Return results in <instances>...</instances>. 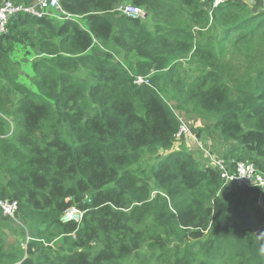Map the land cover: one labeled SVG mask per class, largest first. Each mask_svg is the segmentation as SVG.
Listing matches in <instances>:
<instances>
[{"label":"trees","instance_id":"1","mask_svg":"<svg viewBox=\"0 0 264 264\" xmlns=\"http://www.w3.org/2000/svg\"><path fill=\"white\" fill-rule=\"evenodd\" d=\"M215 1L60 0L76 19H10L0 198L23 239L0 208V264H264L242 215L264 233V191L174 148L186 110L219 132L229 172L264 171V0Z\"/></svg>","mask_w":264,"mask_h":264},{"label":"built area","instance_id":"2","mask_svg":"<svg viewBox=\"0 0 264 264\" xmlns=\"http://www.w3.org/2000/svg\"><path fill=\"white\" fill-rule=\"evenodd\" d=\"M220 2L222 0H216L215 5ZM119 10L133 18H139L145 15L141 8L133 4H125ZM21 13H28L38 17L48 16L58 20L77 18L62 8L60 0H0V39L8 32L10 19ZM144 81L149 82V79L139 77L137 80L138 83H143ZM178 137H182L184 142H191L196 139V136L186 124L181 126ZM198 147L202 148V150L204 149L203 151L207 157L214 160V168L222 171V177L227 182H234L239 186L256 187L264 191V171L259 170L253 163L240 161L237 163L236 171L229 172L228 170L232 169L228 167L224 159L221 157L214 158L212 153L200 141H198ZM263 201L261 197L258 202L261 203ZM0 208L5 215L16 218L17 202L0 198ZM82 216L83 212L76 208H71L65 212L62 219L65 222L71 220L80 221Z\"/></svg>","mask_w":264,"mask_h":264},{"label":"rangeland","instance_id":"3","mask_svg":"<svg viewBox=\"0 0 264 264\" xmlns=\"http://www.w3.org/2000/svg\"><path fill=\"white\" fill-rule=\"evenodd\" d=\"M24 62L27 61L26 58H23ZM26 67V66H25ZM189 110V109H188ZM191 111V110H189ZM179 114V116L181 117V119L183 120L184 124H186L195 134L196 136V140L203 142L205 144H207L210 148V150L212 151V155L214 158L217 157H221L222 154L224 153V147L222 146V139L219 135L218 131H215L212 129V122L211 121H206L204 119L199 118L198 116L194 115L193 113H188V111L186 110H178L177 112ZM206 129H209L208 135L205 132ZM201 130L202 134L201 136L198 135V131ZM214 133V137L210 136V133ZM196 142L194 141L193 145H186L181 139L177 140V142L174 145V148H186L188 151H190L191 153H193V155L200 161V163L205 167V166H213V159H210L207 157V155L196 149L195 146ZM257 206L264 207V201L259 203L257 202ZM245 213H242V215ZM0 217H2V220H8V217L1 215ZM4 218V219H3ZM8 223V227L11 228L10 234L12 236H15V231H17V228H20L17 224H20V221L18 219L16 220H11L10 221H6ZM243 222L246 224V221L243 219ZM21 232V230H19ZM22 234V232H21ZM257 236H259L260 238L264 239V233L260 230L258 232L255 233ZM23 237V235H22ZM11 240V238H10ZM9 240V241H10ZM8 241V239H7ZM13 243V242H11Z\"/></svg>","mask_w":264,"mask_h":264},{"label":"clouds","instance_id":"4","mask_svg":"<svg viewBox=\"0 0 264 264\" xmlns=\"http://www.w3.org/2000/svg\"><path fill=\"white\" fill-rule=\"evenodd\" d=\"M221 3V2H220ZM127 4H130V3H127ZM218 5V4H217ZM21 14H25V13H21ZM28 14V13H27ZM34 16V15H33ZM38 17V16H37ZM45 17V16H44ZM178 112V111H177ZM177 115L179 116V114L177 113ZM179 119H180V121H181V126L184 124V122H183V120L181 119V117L179 116ZM181 126H180V129H181ZM179 132H180V130H179ZM179 132H178V134H179ZM193 132V131H192ZM178 134L176 135L177 136V140H179V139H181L182 140V137H178ZM195 135V134H194ZM183 141V140H182ZM194 141L196 142V145H194L195 146V148L196 149H198V150H200V151H202V152H204L203 150H202V148H199L198 147V141L196 140V139H194L193 141H191V142H184L186 145H193V143H194ZM203 143V142H202ZM204 144V147L207 149V150H209V146L207 145V144H205V143H203ZM205 153V152H204ZM71 208H76V207H71ZM71 208H69V209H71ZM68 209V210H69ZM76 209H78V208H76ZM79 210V209H78ZM64 216V215H63ZM13 220H16L17 219V217L16 218H12ZM81 220V219H80ZM75 221H78V220H75ZM260 231V230H259ZM30 239L27 237V239H26V242H28ZM26 242L23 244V246L24 247H26ZM260 251H261V253L262 254H264V247H262L261 249H260Z\"/></svg>","mask_w":264,"mask_h":264},{"label":"crops","instance_id":"5","mask_svg":"<svg viewBox=\"0 0 264 264\" xmlns=\"http://www.w3.org/2000/svg\"><path fill=\"white\" fill-rule=\"evenodd\" d=\"M1 228H3V231L5 232L6 238L8 239V242L9 243L15 242V241H20V240L23 239L22 234H21L22 230L20 228H17L18 230L15 231V234H16L15 236H12L10 234V231H11V228L10 227L2 224L1 225ZM19 230H21V232ZM10 238H11V240H10Z\"/></svg>","mask_w":264,"mask_h":264},{"label":"water","instance_id":"6","mask_svg":"<svg viewBox=\"0 0 264 264\" xmlns=\"http://www.w3.org/2000/svg\"><path fill=\"white\" fill-rule=\"evenodd\" d=\"M243 217L247 221V227L253 229L255 232H258L260 230V228L255 225V223H254V221H253V219L251 217H249L246 214H243Z\"/></svg>","mask_w":264,"mask_h":264}]
</instances>
